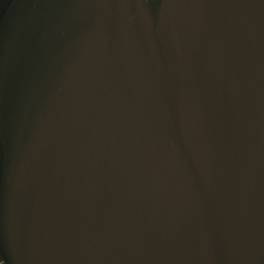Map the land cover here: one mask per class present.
<instances>
[{"label": "water", "instance_id": "1", "mask_svg": "<svg viewBox=\"0 0 264 264\" xmlns=\"http://www.w3.org/2000/svg\"><path fill=\"white\" fill-rule=\"evenodd\" d=\"M0 82V264H264V0H0Z\"/></svg>", "mask_w": 264, "mask_h": 264}, {"label": "rangeland", "instance_id": "2", "mask_svg": "<svg viewBox=\"0 0 264 264\" xmlns=\"http://www.w3.org/2000/svg\"><path fill=\"white\" fill-rule=\"evenodd\" d=\"M96 12V9H92L91 11V14L92 13H95ZM77 16L78 17V21L77 23L69 30V36L68 38L66 39V44H65V47L68 46L70 49V54L69 56L71 57L70 61H71V65L68 66L66 69H68L66 71V73H70L71 72V67L72 66H76L79 61H78V57L79 55L82 54V51L83 49L86 47V38L89 36L86 32L87 28L85 27H89L91 26L92 22L90 20V18H86L85 16L83 17H80V14L77 13ZM38 31H39V27H38ZM67 48V47H66ZM66 48L64 49V51L66 50ZM68 48V49H69ZM3 83V82H2ZM0 82V85L2 84ZM37 159V158H36ZM28 166V164L26 165ZM26 166L24 167V164L22 166H18L16 167V170H17V174H18V177L17 179H24V180H27V179H37V173L36 172H33V170L31 171V173L29 174H24V168H26ZM20 181V180H19ZM23 202L20 204L21 207H23ZM26 206V204H25ZM28 207V206H26Z\"/></svg>", "mask_w": 264, "mask_h": 264}, {"label": "crops", "instance_id": "3", "mask_svg": "<svg viewBox=\"0 0 264 264\" xmlns=\"http://www.w3.org/2000/svg\"><path fill=\"white\" fill-rule=\"evenodd\" d=\"M31 5H33V8L38 7V5L36 3H32ZM19 35L17 36V42H16V47H15V52H16V57H20V55L22 54V45H23V39L20 33H18Z\"/></svg>", "mask_w": 264, "mask_h": 264}]
</instances>
